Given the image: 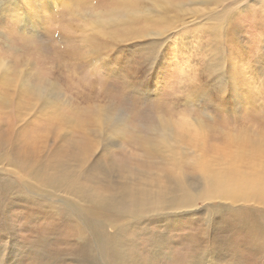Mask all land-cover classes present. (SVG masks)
<instances>
[{"label":"rangeland","instance_id":"rangeland-1","mask_svg":"<svg viewBox=\"0 0 264 264\" xmlns=\"http://www.w3.org/2000/svg\"><path fill=\"white\" fill-rule=\"evenodd\" d=\"M262 198L264 0H0V264H264Z\"/></svg>","mask_w":264,"mask_h":264},{"label":"bare ground","instance_id":"bare-ground-1","mask_svg":"<svg viewBox=\"0 0 264 264\" xmlns=\"http://www.w3.org/2000/svg\"><path fill=\"white\" fill-rule=\"evenodd\" d=\"M131 17H133V13L132 12L127 18H131ZM131 19H129V20H131ZM127 23H129L128 20L127 19L125 20V18H124V19L120 20L119 24L130 25V23L129 24H127ZM107 120H109V119H107ZM112 125H114V124H112ZM160 143L168 145V146H172V143L169 141L168 136H165L164 138L162 137ZM241 143L243 144V141ZM231 152H233V151H231ZM249 158H250L249 162H251V164H252L253 160H255L256 163H257V161L259 159L258 152L255 150V152L253 151L252 153H249L248 150H245L244 148H239L234 153H230V155L225 158V163H224L223 167L221 168V170L216 175H212V174L210 176L206 175V178H208L209 181H212L214 186H219L220 188L224 189V191H225L224 194H216V195L229 197V198H234V196H235V197L247 199V197L244 196V195L238 196V195L233 193L234 188H237L238 190H240L242 192L244 191V189L246 187V184L244 183L243 180H227V181H225V180H217V179L212 178V177L220 176L221 174H224L226 176H231V175L238 174L237 166L245 165L247 167L248 163L246 161H248ZM196 162L198 163V169L200 171H201V167L203 165H206V163H207L202 158H198V160ZM201 164H202V166H200ZM252 166L254 168V164H252ZM248 169H250L251 171L254 172V169H251V168H248ZM55 170L57 172V175L59 177H61L68 171V168L63 167V165L57 164ZM209 181H208V183H209ZM209 187L211 188V186H209ZM229 191L232 194H229L227 196V193ZM256 191L260 193V190H256ZM212 194H215V192H212ZM134 195H135V198L137 200H140L141 202L145 201L144 196L141 195L140 193H138V192L135 193L134 192ZM160 200H166V201H162L161 205H166L167 202H168V198L165 199V197L161 198ZM262 200L264 201V198H262ZM96 201H98V203L100 205L102 204L104 206H107L108 204H110L109 202H106V201H104L102 199L100 200L98 198H97ZM134 203L136 204L137 202L134 201ZM57 208H59V207H57ZM113 239H114V236H103L102 235L101 239H100V245L99 244L98 245L101 246L102 253L104 254V256H105V258L107 260L111 259V262L113 264H118L119 262H121V256H120L118 248L112 243ZM120 245H121V243H120Z\"/></svg>","mask_w":264,"mask_h":264},{"label":"snow or ice","instance_id":"snow-or-ice-1","mask_svg":"<svg viewBox=\"0 0 264 264\" xmlns=\"http://www.w3.org/2000/svg\"><path fill=\"white\" fill-rule=\"evenodd\" d=\"M33 2H35V0H33ZM151 52H146L143 57L142 60L144 62V66L146 67L147 65H149L151 63Z\"/></svg>","mask_w":264,"mask_h":264}]
</instances>
